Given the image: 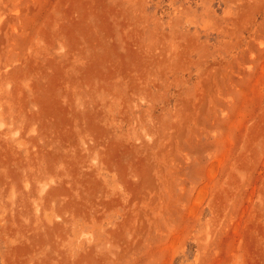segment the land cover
I'll use <instances>...</instances> for the list:
<instances>
[{
    "label": "rangeland",
    "instance_id": "1",
    "mask_svg": "<svg viewBox=\"0 0 264 264\" xmlns=\"http://www.w3.org/2000/svg\"><path fill=\"white\" fill-rule=\"evenodd\" d=\"M0 219V264H264V0H0Z\"/></svg>",
    "mask_w": 264,
    "mask_h": 264
},
{
    "label": "bare ground",
    "instance_id": "2",
    "mask_svg": "<svg viewBox=\"0 0 264 264\" xmlns=\"http://www.w3.org/2000/svg\"><path fill=\"white\" fill-rule=\"evenodd\" d=\"M8 143V142H7ZM7 217V216H6ZM1 220V219H0ZM1 223V222H0ZM24 232V231H23ZM25 235V234H24ZM7 239V238H6ZM24 240H25V238H24ZM8 241V240H7ZM16 241H17V239H16ZM20 241H18V243H19ZM24 246V245H23ZM15 247V246H14ZM19 248V247H18ZM7 252V251H6ZM11 253V252H10ZM14 254V253H13ZM7 255H9L8 253H7ZM6 255V256H7ZM21 255V254H20ZM13 256V255H12ZM9 257V256H8ZM4 258V257H3ZM11 258H13V257H11ZM18 259V258H17ZM11 263V262H10ZM8 264V263H7Z\"/></svg>",
    "mask_w": 264,
    "mask_h": 264
}]
</instances>
